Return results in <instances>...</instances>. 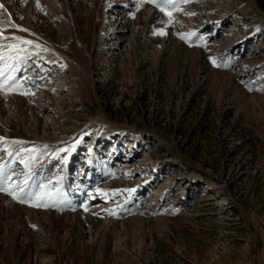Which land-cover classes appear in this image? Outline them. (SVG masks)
I'll return each mask as SVG.
<instances>
[{
  "label": "rangeland",
  "instance_id": "obj_1",
  "mask_svg": "<svg viewBox=\"0 0 264 264\" xmlns=\"http://www.w3.org/2000/svg\"><path fill=\"white\" fill-rule=\"evenodd\" d=\"M0 4V264H264V0Z\"/></svg>",
  "mask_w": 264,
  "mask_h": 264
},
{
  "label": "snow or ice",
  "instance_id": "obj_2",
  "mask_svg": "<svg viewBox=\"0 0 264 264\" xmlns=\"http://www.w3.org/2000/svg\"><path fill=\"white\" fill-rule=\"evenodd\" d=\"M149 2H155V6L160 9L162 12L165 11L167 8H177V0H149ZM182 2H187V0H182ZM0 8H4L3 4H0ZM7 11V9H5ZM169 16H171L170 13H168ZM12 27H19L18 25L12 24ZM24 31H27V29H23ZM159 34L163 35L166 34L165 32L161 31ZM181 38L188 40L190 37L194 36L195 33H187L183 34L181 33ZM7 39V37H4ZM14 40L21 41L22 38L20 37H13ZM22 43L24 44H31V41L23 40ZM4 57L0 56V60H3ZM213 64H216L215 59L213 58ZM217 67H221L222 65L216 64ZM0 77H3L2 80H0V91H2L4 94L7 93L8 90H21L23 88V84L17 80L12 75H7L3 72H0ZM27 94V93H22ZM0 141H4V138L0 137ZM13 143H21L20 141H13ZM18 193L16 190H9V188L0 186V191L8 192L10 195L13 196L14 199L18 200L21 203H30L33 201V199L37 200L38 202L35 203L33 206L36 207H48L50 206L46 201H54L59 195V192H56L55 195L52 194L51 190H41L40 192H27L24 187L17 186ZM45 189H47V186H45ZM87 210V209H86Z\"/></svg>",
  "mask_w": 264,
  "mask_h": 264
}]
</instances>
